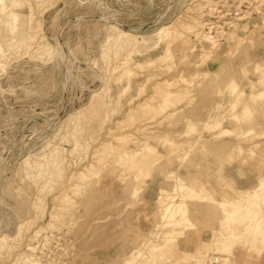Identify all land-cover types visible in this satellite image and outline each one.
Masks as SVG:
<instances>
[{
    "label": "rangeland",
    "instance_id": "374dc122",
    "mask_svg": "<svg viewBox=\"0 0 264 264\" xmlns=\"http://www.w3.org/2000/svg\"><path fill=\"white\" fill-rule=\"evenodd\" d=\"M0 9L19 18L14 31L0 20V235L12 241L0 264H25L28 253L41 264H127L156 239L159 197L187 195L180 183L201 194L159 264L231 259L200 233L224 217L212 198L237 197L264 176V0H5ZM110 22L145 36L171 26L173 36L130 52L108 42ZM242 212L237 234L252 217ZM262 252L234 259L260 264Z\"/></svg>",
    "mask_w": 264,
    "mask_h": 264
},
{
    "label": "bare ground",
    "instance_id": "6f19581e",
    "mask_svg": "<svg viewBox=\"0 0 264 264\" xmlns=\"http://www.w3.org/2000/svg\"><path fill=\"white\" fill-rule=\"evenodd\" d=\"M5 2V0H0V6L2 5V3ZM237 14V13H236ZM0 15H2L0 17V20H4V24L5 26L7 27V29H10L11 31H14L16 28L19 27V18L14 16L13 14H10L9 12L6 14L4 13V11L2 9H0ZM4 18V19H3ZM17 24V26H16ZM197 24V23H196ZM194 24V25H196ZM199 24V23H198ZM21 25V24H20ZM200 25V24H199ZM191 26V25H190ZM205 26V25H204ZM111 28V34L110 36H108V42H111L113 45L115 46H118L120 48H126V49H131L129 50L130 52L134 51L136 47H138L139 45H142V46H148L152 43V37H156L158 40L155 42V46L154 47H158L161 42L163 40H167L171 35H172V28L171 26H163L160 30H158V32L154 33L153 36H145V35H139V34H134V33H131V32H128V31H125L123 29H121L117 24H114L113 22H110V26ZM21 28V27H20ZM194 28V27H193ZM197 28V27H196ZM199 28V27H198ZM34 29V28H33ZM177 30V29H176ZM184 30H186L184 28ZM190 30V29H189ZM194 30V29H193ZM30 31V30H29ZM32 31V30H31ZM192 32V30H190ZM195 31V30H194ZM34 32V31H33ZM36 32V31H35ZM177 32V31H175ZM179 32V31H178ZM189 33V31H188ZM194 33V32H193ZM199 33V32H198ZM180 34V33H179ZM202 34V32L200 33ZM206 34V33H205ZM203 33V35H205ZM29 35V34H28ZM174 35L176 36V34L174 33ZM182 35V34H181ZM180 35V37H182ZM37 36V35H36ZM173 36V35H172ZM178 36V35H177ZM198 36V35H197ZM206 38H207V35H205ZM210 35H208L209 37ZM28 37L27 36V40H28ZM12 38V37H11ZM179 39V36L177 37ZM171 39V38H170ZM174 39V38H173ZM208 39V38H207ZM15 41V40H14ZM107 42V43H108ZM167 44V43H166ZM171 44V43H170ZM174 44V43H173ZM1 46V45H0ZM171 46V45H170ZM169 46V47H170ZM43 48H45V50H49L47 47V45H43L42 46ZM117 48V47H116ZM115 48V49H116ZM109 49V48H108ZM133 49V50H132ZM104 50V49H103ZM1 51V50H0ZM136 51V50H135ZM103 52V51H102ZM107 52V51H106ZM140 54V53H139ZM107 55V54H106ZM126 55H127V52H126ZM134 55V54H133ZM109 56V55H108ZM105 58V57H104ZM109 58V57H108ZM124 58V56H123ZM126 58V57H125ZM110 59V58H109ZM127 59V58H126ZM130 59V58H129ZM160 59V58H159ZM124 62V60H123ZM129 62L125 61L123 64H127ZM128 65V64H127ZM141 65V64H140ZM125 69V68H124ZM128 69V68H127ZM131 71V70H130ZM121 73V72H120ZM131 73V72H130ZM129 73V75L131 76V74ZM123 74V73H121ZM124 76V75H123ZM129 76V78H130ZM124 78V77H123ZM152 78V77H151ZM150 79V78H149ZM166 83V82H165ZM168 84V82H167ZM169 85V84H168ZM171 85V84H170ZM163 86V85H162ZM173 86V85H172ZM177 88V87H175ZM166 89V87H165ZM168 89V88H167ZM166 89V90H167ZM172 89V88H171ZM162 90V89H161ZM169 90V89H168ZM180 90V88H179ZM156 91V90H155ZM155 91H154V94H155ZM158 91V90H157ZM173 92V91H172ZM175 92V91H174ZM174 92H173V96H174ZM177 92V91H176ZM180 92V91H179ZM178 92V93H179ZM169 94V93H168ZM167 94V95H168ZM171 94V93H170ZM176 94V93H175ZM181 96V92L179 93ZM178 95V94H177ZM170 96V95H169ZM176 96V95H175ZM180 96V98H181ZM158 98V95L156 94L155 98ZM172 97V95L170 96ZM183 97V96H182ZM156 98V100H157ZM153 99H154V96H153ZM169 99V98H168ZM178 99H179V95H178ZM183 99V98H182ZM155 100V101H156ZM163 100V99H162ZM165 100V98H164ZM170 100V99H169ZM184 101H185V98H184ZM148 102V100H147ZM150 102V101H149ZM154 102V101H153ZM152 102V103H153ZM163 102V101H162ZM166 102V100H165ZM164 102V103H165ZM168 102V101H167ZM180 103H183V100L181 102V100H179ZM151 103V102H150ZM177 103H178V100H177ZM179 103V104H180ZM154 104V103H153ZM170 104V101L169 103H167V105ZM172 104V103H171ZM159 105V104H158ZM157 105V106H158ZM162 104H160L159 106H161ZM164 105V104H163ZM166 105V104H165ZM150 106V105H149ZM156 106V107H157ZM158 106V107H159ZM169 106V105H168ZM174 106V105H173ZM177 106V105H176ZM153 107V106H152ZM172 107V106H171ZM148 108V106H147ZM163 108V107H162ZM167 108V107H166ZM157 109V108H156ZM168 109V108H167ZM170 109V107H169ZM175 109V108H174ZM163 110V109H162ZM160 108V111L159 112H163ZM154 111V109H153ZM164 112H165V109H164ZM156 113V111H155ZM160 113V114H161ZM153 114V113H152ZM157 114H158V111H157ZM164 114V113H163ZM149 118V117H148ZM219 123V122H217ZM216 125V124H215ZM219 126L221 125L220 123L218 124ZM217 125V126H218ZM214 127L213 125H210V127ZM216 126V127H217ZM218 126V127H219ZM209 129V128H208ZM213 129V128H212ZM217 129H215L216 131ZM219 133V132H218ZM227 134V133H231V131L229 129H226V128H223L222 131H221V134ZM245 133V132H244ZM220 135V133H219ZM241 135V134H240ZM201 136V135H200ZM203 136V135H202ZM218 136V135H217ZM220 136H224V135H220ZM238 136V135H237ZM242 136V135H241ZM215 137V136H214ZM219 137V136H218ZM226 137V136H225ZM203 138V137H202ZM200 138V139H202ZM230 138V137H229ZM232 138V137H231ZM243 138V137H242ZM235 139V138H234ZM240 139V138H239ZM257 139V138H255ZM238 140V139H237ZM241 140V139H240ZM259 140V138H258ZM218 142V141H217ZM251 144V143H250ZM51 145V143L49 144V146ZM227 144H225V147H226ZM243 145V144H242ZM246 145V144H245ZM47 145V147H49ZM230 146V144H229ZM232 146V145H231ZM230 146V147H231ZM254 146V145H253ZM52 147V146H51ZM55 147V146H54ZM224 147V148H225ZM251 147V146H250ZM228 148V147H227ZM244 148V147H243ZM53 149V148H52ZM226 149V148H225ZM227 150V149H226ZM256 151V150H255ZM152 152H153V149H152ZM53 153H57L55 151H53ZM47 154V153H46ZM53 154V155H54ZM246 154V153H245ZM48 156V155H47ZM46 156V158H47ZM52 156V155H51ZM247 157V156H246ZM32 158V157H30ZM34 158V157H33ZM44 158V157H43ZM61 158V157H60ZM57 159V158H55ZM63 159V158H62ZM243 159V158H241ZM37 160V159H36ZM43 160V159H42ZM26 161V160H24ZM33 161V160H32ZM47 161V160H46ZM62 161V160H60ZM31 162V160H30ZM29 162V165L31 164ZM36 162V161H35ZM40 162V161H39ZM45 162V161H44ZM28 164V163H27ZM43 164V163H42ZM145 164V163H144ZM142 164V165H144ZM39 165V164H38ZM36 167V165H34ZM59 166V165H58ZM48 167V166H47ZM46 167V168H47ZM53 168V167H52ZM36 169V168H35ZM39 169V168H38ZM57 169V167H56ZM132 169V168H131ZM139 169V168H138ZM50 170H53V169H50ZM49 170V171H50ZM55 170V168H54ZM134 170V168L132 169V171ZM144 170V169H143ZM200 171V170H199ZM231 171V170H230ZM134 172V171H133ZM139 173V172H138ZM227 173V172H226ZM132 174V172H131ZM248 174V173H247ZM250 174V173H249ZM52 175V174H51ZM134 175V174H133ZM132 175V176H133ZM137 175V174H136ZM218 175V174H217ZM231 175V174H230ZM235 175V174H234ZM233 175V176H234ZM139 176V175H138ZM137 176V177H138ZM214 177V176H213ZM253 177V176H252ZM132 178V177H131ZM140 179L143 180L142 176L140 175V177H138ZM238 178V177H237ZM139 179V180H140ZM220 179V178H219ZM256 179V178H255ZM142 180L140 181V183L142 182ZM148 180V179H147ZM146 180V181H147ZM215 180V179H214ZM222 180V179H221ZM243 180V179H242ZM253 180V178L251 179ZM257 180V179H256ZM245 181V180H244ZM135 183V181H133ZM217 182V181H216ZM145 183V182H144ZM211 183V181H210ZM221 183V182H220ZM224 184V183H223ZM247 184V183H245ZM256 184V183H255ZM222 185V184H221ZM220 185V186H221ZM248 185V184H247ZM245 185V186H247ZM254 186V184H253ZM251 186V187H253ZM140 187H142V185H140ZM218 188V187H217ZM238 188V187H237ZM243 187H240V189H238V193H237V197H234V198H231L230 196H226L223 200H219V199H216V198H212L214 199V202L217 203V206H219L220 210L223 211L224 213V217L223 218H218L216 217V219L214 218L213 220L215 221L213 223V230L212 229V225H210V228L209 230H203L200 235H201V240L200 242L202 241V239L204 237H209L210 238V241L208 243L209 247H211L212 245L214 247H217V251L215 252H220L221 255H226V252L227 251H231L232 254H231V259L230 258H227V257H221V261L218 262V261H215L214 263H218V264H229V261H231V263L235 262L236 264H240V262H236V260L234 258H236L235 254H238V256H244L245 257V262L246 263H249V259H255L254 258V253L256 254H259V252H261V249L263 250L264 248V218H261L259 217L258 215V210H260L263 206H264V176L261 177L259 179V181L257 182V185L253 188V189H247V190H243L242 189ZM134 189V188H133ZM137 189V188H136ZM176 189V186H174V190ZM188 190L187 192V195H183V194H179V193H175L173 195H169L167 196L166 194L162 195L159 197V201H160V205H161V208L162 211L161 213V220L162 222L160 224L157 225V228L156 230L154 231L153 235L156 234V239L158 238V240L154 239L151 241V244H148L146 243L144 245V248H145V252H142V251H138V252H133L129 258L127 259V264H143V263H150V264H159V259H161L163 261V258L162 256H164V254L166 252H168L169 250L172 249L173 245L175 244L177 238V234L178 235H181L183 234V232L185 231V229L187 230V226H188V223L191 221L189 219V216H183L181 217L182 215H184L188 210H189V204H188V201H190L191 198L195 197V194H201L200 192H196L195 194L194 193H190L192 192V188H190L189 186H186L184 187L183 184H179V186H177V191H183V190ZM225 189V188H224ZM245 189V188H244ZM216 190V189H215ZM234 190V189H233ZM190 191V192H189ZM202 191V190H201ZM204 191V190H203ZM170 192V191H169ZM232 192V191H231ZM236 192H237V189H236ZM172 193V192H171ZM167 196V197H166ZM198 196V195H197ZM166 197V198H164ZM214 197V196H213ZM207 198H211L210 196L207 197ZM206 198V199H207ZM219 198V197H217ZM69 199V198H68ZM197 200V199H196ZM199 200V199H198ZM194 201V200H193ZM200 201V200H199ZM206 201V200H205ZM208 201H210L208 199ZM198 202V201H196ZM202 202V201H200ZM246 203H248L247 205H245ZM209 204H213V203H210ZM198 205V204H196ZM206 206V204H204ZM195 207V206H194ZM208 207V205H207ZM210 207V206H209ZM208 207V208H209ZM212 208H214L213 206H211ZM211 207L209 209H211ZM42 208V207H41ZM205 208V207H204ZM246 208V210L248 211L247 212V215L244 214V217L245 216H248V215H252V217H247V218H242V220L245 219V221L243 222H246L245 223V226L242 227V229L240 230L239 234H237L236 232H234L235 230L233 229V224H235L234 222L236 221L235 219H239L238 216L240 214V217H243V212ZM218 209V208H217ZM216 209V211H217ZM220 210H218V212H220ZM199 211V210H198ZM200 211H204V210H201ZM215 213V212H214ZM221 213V212H220ZM220 213H217V214H220ZM242 213V214H241ZM263 213V212H262ZM261 212L260 214L263 215ZM208 214V213H207ZM205 215V214H204ZM255 216V217H253ZM258 216V217H257ZM208 217H209V214H208ZM215 217V216H214ZM206 219V218H205ZM201 220V219H200ZM200 220L198 221V223L200 222ZM234 220V221H233ZM241 220V218H240ZM239 220V221H240ZM241 220V221H242ZM33 221V220H32ZM203 221L205 222V220L203 219ZM196 222V220H195ZM194 222L195 225H197L196 223ZM210 222V221H208ZM192 223V222H191ZM237 223H239L237 221ZM219 224V225H218ZM22 225V224H21ZM206 225V224H205ZM238 225V224H237ZM193 226V224H192ZM191 226V227H192ZM199 226V225H198ZM21 227V226H20ZM18 228L19 231L23 228ZM209 227V226H208ZM239 227V226H238ZM185 228V229H184ZM190 228V227H188ZM195 228V227H193ZM207 228V227H205ZM237 229V228H236ZM211 230V231H210ZM239 230V229H238ZM237 231V230H236ZM39 232V231H38ZM38 232H36V235L38 234ZM186 232V231H185ZM209 232V233H208ZM242 232V233H241ZM22 233V232H21ZM3 234V233H2ZM5 234V233H4ZM8 235V234H7ZM20 235V234H19ZM176 235V236H175ZM241 235V236H240ZM8 236H11V235H8ZM6 235H3L1 236L0 235V256L3 255L4 256V251H7L9 250L10 246L8 245V242L11 241L10 237H8ZM241 237L240 239H242V244L240 243V247H238L239 243H237L235 241V239H237L238 237ZM182 237V235L180 236ZM12 238V237H11ZM155 238V237H154ZM239 239V238H238ZM197 239H195L196 241ZM240 241V240H239ZM12 242V241H11ZM237 243V244H236ZM178 244H181V243H178ZM177 244V245H178ZM237 246L235 247L234 246ZM147 245V246H146ZM175 245V246H177ZM246 245V246H245ZM233 246L235 247V249L233 248ZM8 247V249H7ZM263 247V248H261ZM244 248H247V251L248 252H244L242 251V249ZM261 248V249H260ZM210 249V248H209ZM233 249H234V252H233ZM11 250V248H10ZM29 250H31L29 248ZM34 251V249H32ZM168 250V251H167ZM240 250V251H239ZM251 250V251H249ZM211 251V250H210ZM209 251V252H210ZM8 252V251H7ZM213 251H211L212 253ZM36 253V252H35ZM205 253V252H204ZM225 253V254H224ZM8 254V253H7ZM6 254V255H7ZM219 254V253H218ZM229 254V253H228ZM168 255V254H166ZM213 255H216L213 253ZM220 255V254H219ZM188 256V255H187ZM235 256V257H234ZM258 256V255H257ZM166 256H164L165 258ZM170 257V256H169ZM19 258H21L22 262L25 263V264H41L36 258L33 257L32 254L28 253L26 255H23L22 257V254L19 255ZM247 258V259H246ZM168 262H170V259L171 258H168ZM230 259V260H229ZM242 259V258H241ZM143 260V261H141ZM257 260H260V264H264V252H262V255H260V257H257ZM224 262V263H222ZM171 263V262H170ZM242 264V263H241Z\"/></svg>",
    "mask_w": 264,
    "mask_h": 264
}]
</instances>
